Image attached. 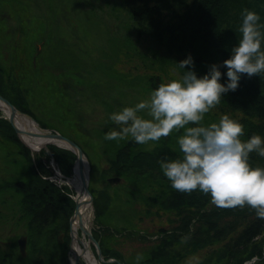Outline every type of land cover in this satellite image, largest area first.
<instances>
[{"label": "rangeland", "instance_id": "obj_1", "mask_svg": "<svg viewBox=\"0 0 264 264\" xmlns=\"http://www.w3.org/2000/svg\"><path fill=\"white\" fill-rule=\"evenodd\" d=\"M203 1L0 0V95L21 117L83 150L92 196L88 225L105 261H112L107 264H136L138 253L145 256L140 264H186L193 256L200 264H264V220L255 210H226L200 191L186 194L170 186L158 161L179 154L178 133L147 145L104 139L118 130L110 114L179 79L189 68L178 63L189 54L210 64L230 58L219 35L233 27L240 39L245 8L264 24V0H230L219 24L210 20L216 9ZM218 48L226 57H217ZM200 68L193 70L208 72ZM248 79L264 90L263 81ZM235 95L224 94L221 111L212 109L204 122H218L223 113L239 121L230 105ZM3 113L0 108V264H70L76 193L57 178L58 172L71 176L77 157L55 144L33 152ZM254 154L250 162L264 167V158ZM110 179L120 181L112 185ZM209 212L216 213L200 221ZM200 226L218 238L206 247L211 257L197 244L203 231L190 244L182 242L185 230ZM23 236L25 256L18 244Z\"/></svg>", "mask_w": 264, "mask_h": 264}, {"label": "clouds", "instance_id": "obj_2", "mask_svg": "<svg viewBox=\"0 0 264 264\" xmlns=\"http://www.w3.org/2000/svg\"><path fill=\"white\" fill-rule=\"evenodd\" d=\"M260 21L257 12L245 8L239 26L241 37L231 48L230 58L211 64L208 72L198 77L189 54L178 63L181 69L189 68L179 79L160 83L146 99L111 113L109 119L118 130L108 131L104 139H131L147 145L178 133L179 154L158 161L170 186L186 194L200 191L219 208L248 206L264 220V167L249 162L252 153L264 158V137L253 133L242 140L244 125L227 114L218 122H204L224 94L238 89L242 75L251 78L264 73V24ZM222 67L227 69L226 83H221ZM144 259V254L138 253L136 264ZM186 264L200 262L193 256Z\"/></svg>", "mask_w": 264, "mask_h": 264}, {"label": "trees", "instance_id": "obj_3", "mask_svg": "<svg viewBox=\"0 0 264 264\" xmlns=\"http://www.w3.org/2000/svg\"><path fill=\"white\" fill-rule=\"evenodd\" d=\"M228 2H230V0H208L207 2L203 1V6H210V9H212V8L216 9L215 10L216 15H210V20L212 22H214V23L216 22V24H219V21H217L218 17H220L221 15L222 16L227 15V12H229V8H230V5L228 4ZM207 9H209V8H207ZM237 36L238 35L233 31V27L230 28L227 31V33L226 32L220 33V35H219V37H220V41H219L220 48H224V50L225 49L231 50V48L234 47L238 43ZM213 41H214V39H210L208 41V43H211ZM222 44L224 46H222ZM191 45H192V47H194L193 44H191ZM217 50H218L217 51V57H221V58L226 57V55H221V51L219 48ZM228 56H230V53L227 55V57ZM218 62L219 61H216L214 64H220ZM210 65H211L210 62L207 61L206 59H200L199 60L198 58H196V60L194 61V66H198L199 69H201L200 67H202V66H206V68L209 69ZM224 68H226V67H222L220 70L222 71ZM196 74H200V76H203L204 72H203V70H198L196 72ZM254 77L256 78L255 80H257V78H258L264 82V74L263 73H261L259 76L257 75ZM233 94H236L234 96V99L230 103L231 110H234V112H233L234 114H232L233 117H235V118L237 117L239 119L240 123H242L244 125L246 132L251 131L250 133H252V134L253 133L264 134V90L261 87L254 85L253 82L250 81L245 75H242L238 89L235 92L230 91L229 93H226V95H230V96H232ZM222 106H223V104H221L220 106L217 105L215 108L219 107L218 110L221 111L220 107H222ZM218 110H215V112H218ZM224 114H226V113H223V115ZM252 154H254V153H252ZM250 163L252 165H254V167L257 166V163H255L253 160H251ZM206 208H208V207H206ZM220 211H222V210L220 209ZM210 213H216V212H209V213L204 214L203 217H200V221H202V220L206 221V217ZM225 213H227V212H225ZM232 222L233 221H231V223ZM258 225L260 226V223ZM258 225L256 224V226H258ZM208 226H209V224H208ZM203 228L204 227L200 226L195 231L193 230V232L185 230V235L187 237L186 241L188 244H190V242L194 238L197 237V233L198 234L200 233L198 231H203V233H201L200 237L198 238L197 244H199V242H202L203 253L208 252V254H209L208 257H211L214 255V252L210 251V249H207L206 247L210 243L217 242L218 238L215 237V235L213 233H211V230L207 231V230H204ZM21 256H22V254H21ZM206 258H207V255L204 256V259H206ZM263 260L264 259L262 257H260L259 261H263Z\"/></svg>", "mask_w": 264, "mask_h": 264}, {"label": "bare ground", "instance_id": "obj_4", "mask_svg": "<svg viewBox=\"0 0 264 264\" xmlns=\"http://www.w3.org/2000/svg\"><path fill=\"white\" fill-rule=\"evenodd\" d=\"M0 108L4 112L3 113L4 118L8 120L9 119L8 109L1 102H0ZM15 122L20 129L32 131V132H39L36 124L24 117L18 115V117H16L15 119ZM22 139L26 143V145L31 147L32 150L35 152L40 151L42 148L48 146L49 144H55L60 148L70 150L69 146L63 142L51 141L38 137H30L26 134L22 135ZM70 152L74 153L71 150ZM52 164L53 166H55L54 163ZM80 179L81 177L79 172L78 160L75 161L71 176L66 177L58 172L57 181L60 182V184H65L69 186L71 189L75 191L76 196L74 197V199L77 197V195L80 196L79 201L80 203H82L80 210L83 216V224L86 228H89L88 220L92 214L91 206L89 204L87 205L86 203V201L88 200V196L82 190V184ZM70 236H71V248L69 251L70 264H103L102 261L98 260L97 254L95 253L92 244L89 242V239L85 235V233H83V231L81 230L80 222L76 217L71 219L70 222Z\"/></svg>", "mask_w": 264, "mask_h": 264}, {"label": "water", "instance_id": "obj_5", "mask_svg": "<svg viewBox=\"0 0 264 264\" xmlns=\"http://www.w3.org/2000/svg\"><path fill=\"white\" fill-rule=\"evenodd\" d=\"M0 102L8 109V111H9V121L13 125L14 129L16 130V132L18 134H20L21 138H22V135L23 134H26V135H28L30 137H38V138H43V139L51 140V141L63 142L66 145L69 146L70 150L73 151L74 154H76L77 160L79 162V172H80V177H81L80 180H81V184H82V190L88 196V200L86 201L87 205L88 204L90 205L92 203V196H91L90 191H89V188H88V185H89L88 164H87L86 156H85L83 150L73 140H71L70 138H68L66 136H63L60 133H53V132L48 131V130H43L42 128H40V126L37 123H35L33 121L32 118H30L28 116L27 117L24 116V117L27 118L28 120L34 122L36 124L39 132H32V131H27V130L20 129L16 125L15 119H16V117H18V115L19 116H23V115L20 112H18V110L8 100H6L1 95H0ZM29 148L32 150L31 147H29ZM116 181H120V179H110L109 180V182L112 185ZM79 199H80V196L77 195V197L75 198V201H76V209H75V213H74L73 218H75V217L78 218V220L80 222V228H81V230L88 237L89 242L90 243H93L95 245V247H96V254H97L98 260L102 261L103 264H107V263L112 262V261H109V260L108 261H105L104 256L102 254V251L100 249V246H99L98 242L92 236V233H91L90 229L89 228H86L84 226V224H83V216H82V212L80 210L82 203H80ZM63 237H64V234H62L59 237V243H62L63 242ZM18 244H19V249H20L21 254L23 256H25L26 255V237H24V236L21 237L18 240ZM255 260L256 259H253L252 261L247 262L246 264H252Z\"/></svg>", "mask_w": 264, "mask_h": 264}]
</instances>
